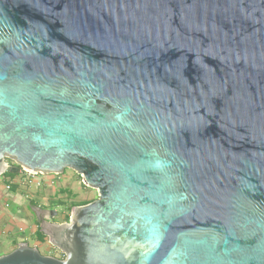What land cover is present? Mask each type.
Returning <instances> with one entry per match:
<instances>
[{
  "label": "water",
  "instance_id": "water-1",
  "mask_svg": "<svg viewBox=\"0 0 264 264\" xmlns=\"http://www.w3.org/2000/svg\"><path fill=\"white\" fill-rule=\"evenodd\" d=\"M67 168L0 264H264V0H0V176Z\"/></svg>",
  "mask_w": 264,
  "mask_h": 264
},
{
  "label": "rangeland",
  "instance_id": "rangeland-1",
  "mask_svg": "<svg viewBox=\"0 0 264 264\" xmlns=\"http://www.w3.org/2000/svg\"><path fill=\"white\" fill-rule=\"evenodd\" d=\"M22 178L19 175L14 177L11 184L15 183L19 188L22 187V189L27 190V192L29 191V194L25 193V195L36 194L37 197L40 199L42 198L45 207H50L52 211L56 209L54 212H58V214L54 216V219L58 221L66 222V217L70 218L72 211L70 204L98 198L97 191L94 188L85 185L82 182V177L70 168L65 169L64 173L60 175L49 174L46 177L36 176L35 180L37 181H39V179H44L39 185H37L36 182L30 183L28 182L29 180L24 178L23 180ZM8 180V177L3 175L0 176L1 193H3L5 189V184L9 182ZM45 181L49 183L53 181L54 183L51 187L43 184ZM9 193H12V190ZM27 199L31 200L30 198ZM7 209H9L12 215H17L26 221H28L29 213H31V211L25 206L19 211L13 202L8 204ZM7 217L9 218L6 214L2 215V219L8 227L2 235L0 234V256L10 253L13 250V242L15 241L26 240L27 243L33 245L36 240L29 227L20 229L14 224V221L8 220ZM1 227L2 224L0 223V229H2ZM38 249L41 254H47L44 245L41 244L38 246ZM49 255L63 258L61 252L58 250L50 251Z\"/></svg>",
  "mask_w": 264,
  "mask_h": 264
},
{
  "label": "crops",
  "instance_id": "crops-1",
  "mask_svg": "<svg viewBox=\"0 0 264 264\" xmlns=\"http://www.w3.org/2000/svg\"><path fill=\"white\" fill-rule=\"evenodd\" d=\"M19 176L21 178L22 177L24 178L23 175L19 174ZM13 184H15V183H13ZM43 184L49 185L48 183L46 184V181L43 182ZM49 186H51V185H49ZM60 191H61V189H60ZM28 192H27V190L22 189V187L19 188L18 185H17V188L14 191L12 190V193L3 194V193L0 192V223L2 224V227H1L2 229H0V234L2 235L4 233V231L8 227V225H6V223L2 219V215L6 214V215L9 216V218L7 217V219L11 220V221H14V224L17 227H19L20 229H25L26 227H29L31 229V232L33 233V235L36 238V240H35V243L33 245H30L28 243L30 246H34V247L38 248V246H40L42 244V245L45 246V250H46L45 252H47V254H45V255H49L50 251H55V250H58V249L50 244L49 239H48V237L46 235L43 234L45 236L43 238L39 237L38 230H40V220L42 218L51 217L49 212L52 209L50 207H45V204L43 203L42 198L40 199L34 193H33L34 195H28L29 194ZM55 192H56V190H55ZM25 193H28V194L25 195ZM27 198H30L31 200H29ZM10 202H13L16 205V207H17V209L19 211L22 209L23 206H25L28 209H30V211H34L38 215V217H40V218H37L35 220L32 217L31 213H29L28 221H26L25 219L20 218L17 215H12L10 213L9 209H7L8 204ZM37 202H39V203H37ZM31 207H32V209H31ZM55 210L56 209H54V211ZM50 221L51 222H56V223H61L62 222V221L55 220L54 217H52ZM21 242H27V241L26 240H20V241L13 242V249H15L17 247L18 243H21Z\"/></svg>",
  "mask_w": 264,
  "mask_h": 264
},
{
  "label": "trees",
  "instance_id": "trees-1",
  "mask_svg": "<svg viewBox=\"0 0 264 264\" xmlns=\"http://www.w3.org/2000/svg\"><path fill=\"white\" fill-rule=\"evenodd\" d=\"M3 175L9 178V180H8L9 182H12V179H13L14 177H16V176L18 175V173H17V172H10V171H7V172H5ZM16 188H17V185H16V184H12V185H11V190L14 191ZM93 200H95V199L88 200V201H80V202L72 203V204H70V208H73L74 206H79V205L87 204V203H89V202H91V201H93ZM68 220H69V217H66V222H67ZM38 235H39V237H41V238L45 237V236L43 235V233H41L40 230H38Z\"/></svg>",
  "mask_w": 264,
  "mask_h": 264
},
{
  "label": "built area",
  "instance_id": "built-area-1",
  "mask_svg": "<svg viewBox=\"0 0 264 264\" xmlns=\"http://www.w3.org/2000/svg\"><path fill=\"white\" fill-rule=\"evenodd\" d=\"M24 178L25 179H27V180H29L28 182H36L37 183V185H39L44 179H42V180H40L39 179V181H37V180H35V177L36 176H47L46 174H36V173H32V172H30V171H26V170H24ZM49 184V185H52L54 182L52 181V182H46V184ZM11 191V184H9V183H7V184H5V192H10ZM5 194V193H4ZM62 254V253H61ZM62 257H63V254H62Z\"/></svg>",
  "mask_w": 264,
  "mask_h": 264
},
{
  "label": "flooded vegetation",
  "instance_id": "flooded-vegetation-1",
  "mask_svg": "<svg viewBox=\"0 0 264 264\" xmlns=\"http://www.w3.org/2000/svg\"><path fill=\"white\" fill-rule=\"evenodd\" d=\"M10 163H12V162H10ZM18 175L20 174V175H24V170L23 169H20L18 172ZM4 176V175H3ZM7 183H9V184H11L12 182H7ZM6 183V184H7ZM12 185V184H11ZM4 193H8V192H5V189H4V191H3V194ZM31 209H32V207H31ZM30 210V209H29ZM52 211V210H51ZM56 213V215H57V213L58 212H55ZM31 215H32V217L36 220L37 218H40V217H38V215L34 212V211H31ZM40 216V215H39Z\"/></svg>",
  "mask_w": 264,
  "mask_h": 264
}]
</instances>
